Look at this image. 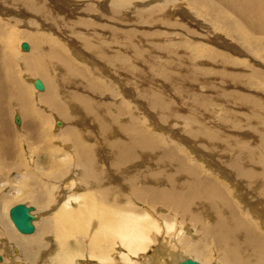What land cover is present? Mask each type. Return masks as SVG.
<instances>
[{"label":"bare ground","instance_id":"bare-ground-1","mask_svg":"<svg viewBox=\"0 0 264 264\" xmlns=\"http://www.w3.org/2000/svg\"><path fill=\"white\" fill-rule=\"evenodd\" d=\"M47 1L0 0L2 245L29 264H177L212 253L218 264H264V0H79L74 12L104 21H66L70 35L58 32L60 0ZM183 18L209 23L202 42L188 39L198 33ZM35 21L49 33L30 32ZM162 28L177 29L174 38L152 42ZM187 95L194 108L218 109L216 122L175 107ZM124 97H139L149 117ZM15 200L50 209L36 222L31 206L26 235L4 221ZM12 255L1 263L23 264Z\"/></svg>","mask_w":264,"mask_h":264},{"label":"rangeland","instance_id":"rangeland-1","mask_svg":"<svg viewBox=\"0 0 264 264\" xmlns=\"http://www.w3.org/2000/svg\"><path fill=\"white\" fill-rule=\"evenodd\" d=\"M47 1V0H46ZM49 1L50 0H48L47 2L49 3ZM101 1H106V0H100L99 2H101ZM59 2H60V5H59ZM59 2H57V9H58V7H60L61 8V10L60 9H58L57 10V12H58V14L60 15V17H61V22H59V25L61 26V28L63 29H61L60 31H59V29H58V32L59 33H62V32H65L67 35L69 34L70 35V33L68 32V30L70 29V28H67V27H62L63 25H65L66 24V21H67V23H74V22H76V21H78V22H81V20L80 19H82L83 17H86L87 18V20H89V22L91 21H97V19L98 20H100V21H104L103 19H104V17L102 18V16L100 15V13H99V11H94V12H87V11H85V12H83V13H81V14H79L78 12H74L73 11V6H72V4H79V0L78 1H76V2H73V1H71V2H69V1H67V0H64V1H62V0H60ZM90 2H92V0H89V1H87V2H83V3H85V4H87V3H90ZM137 3H139V2H137ZM69 4V5H68ZM84 4V5H85ZM96 5H97V3H95ZM59 5V6H58ZM96 5H94V8H96ZM64 6V7H63ZM83 5H81V7H82ZM98 6V5H97ZM68 7V8H67ZM59 10H60V13H59ZM63 10H65V12H63ZM62 12V13H61ZM64 13V14H63ZM70 16V17H69ZM63 17H64V19H63ZM67 17H68V19H67ZM33 18H35L34 16H29V19H33ZM176 19L177 20H180L181 19V16H179V15H177V17H176ZM189 18H183L182 20L184 21L183 23H186L187 21H189V22H187L186 24H188V26L190 27V28H192V29H194V31L196 32V33H198L197 35H194V37H190V35H189V37H188V39L190 38V39H192L193 40V38H194V40L195 41H197V42H202L203 41V37H201V36H199V35H201L202 33H207L208 31H207V28L206 27H204V25H206V24H208L209 25V23L208 22H205L206 20L204 19V18H199V19H197V20H201V22L202 23H198V24H196L195 23V21H193L192 19H190V20H188ZM70 21V22H69ZM35 23L37 24V27L36 28H31V27H29V31L31 32V31H39V32H41L42 30V32H47L46 30L44 31V29H43V26H41L42 24L41 23H39V22H36L35 21ZM112 23H115V22H112ZM39 25V26H38ZM198 25V26H197ZM41 26V27H40ZM115 26H118L119 27V29L120 30H129L131 27H134V25L132 26V25H130V23H127V24H117V23H115ZM193 26V27H192ZM124 29H123V28ZM161 27V26H160ZM160 27H159V29H160ZM195 27V28H194ZM197 27V28H196ZM201 27V28H200ZM203 27H204V29L205 30H203ZM40 28V29H39ZM80 28V27H79ZM79 28H76L77 30L79 29ZM147 28H149V27H147V26H144V25H141V26H137V29H138V33H137V36H138V34H139V36H140V34L142 35L144 32H146V29ZM37 29V30H36ZM66 29V30H65ZM83 29V28H82ZM153 29H156V28H153ZM198 29V30H197ZM174 30H177V29H174ZM174 30H165V29H163L162 28V30L161 31H164V32H166V33H168V34H160V37L159 36H154V37H152L151 38V41L152 42H158L157 40H161V41H163L164 43H168L169 42V40L170 39H173L174 38V35H173V33H174ZM218 30V28L216 27V28H214V30L213 31H217ZM200 31V32H199ZM181 32H183L184 33V31H181ZM47 33H49V32H47ZM50 33H52V31H50ZM87 33H90V31H88ZM214 33V32H213ZM185 34V33H184ZM184 36H186V34L184 35ZM201 37V38H200ZM167 41V42H166ZM19 40H16V42H15V48L17 49V50H19V51H21V48L19 47ZM160 43V42H159ZM210 43V42H209ZM206 43L207 45H209V46H212V47H214L213 46V44H214V42L213 43ZM17 44V45H16ZM188 44V43H187ZM212 44V45H211ZM17 46V47H16ZM22 51H24V50H22ZM70 55V54H69ZM71 56V55H70ZM183 56V55H182ZM81 58H83V56H80ZM242 58V57H241ZM72 59H74L75 60V62H77L78 63V61H81V59H76V58H72ZM186 59V61H188V62H191L193 65H194V63L196 64V63H201V62H203V60H200V61H198V62H196V61H194V59H192V61H191V58H185ZM240 59V58H239ZM250 59V57H243V60L244 61H247V62H249L251 65H254L255 63H254V61H252V60H249ZM253 63V64H252ZM81 64V63H80ZM204 65H206V64H204ZM256 65V64H255ZM263 65V64H262ZM86 66V65H85ZM264 66V65H263ZM139 68L141 67V68H143L144 66L143 65H141V66H138ZM214 67H216V66H211V68H214ZM256 68H259L258 66H255ZM54 71V70H53ZM117 77V75L115 76V78ZM35 78H39V77H35ZM31 79H34L33 77H31ZM40 79V78H39ZM102 78H100L99 80H100V82L101 83H103V84H105L104 82H106V80L104 79V81H102L101 80ZM200 86H201V84H199ZM200 86L199 87H197V89L200 91L201 89H200ZM253 86H255V84H253ZM201 92V91H200ZM246 92V91H245ZM247 93H250V94H254V93H251V92H247ZM260 93H261V90L259 89V90H257L256 91V95H260ZM109 94L108 93H106L105 94V96H106V99H107V96H108ZM123 95H126V94H124L123 93ZM163 95H165V94H163ZM119 96V95H118ZM117 96V97H118ZM122 94H120V96L117 98V97H115V100L117 99V101H115V102H122L123 104H124V102H125V99H121L122 97ZM188 96V95H187ZM102 97V96H101ZM100 97V98H101ZM176 97H178V95H176ZM120 98V99H119ZM124 98H126V97H124ZM102 99V98H101ZM127 100H128V102L130 103L129 105L130 106H132V107H134V108H137V109H140L139 107H137V106H139V104H140V98L138 97L137 98V100L136 101H130L129 99L130 98H126ZM185 100L184 101H180V103H178V104H174L175 105V107H179L180 106V108L182 107V109L184 108V110L183 111H186V110H188V115L189 114H191V113H194L196 116H197V118L199 119L200 117H201V115H202V111H203V114H205V113H208L209 114V112H211V115L209 116V118H207V119H205V121L207 122H209V121H211V122H216V120H217V118H216V115H217V113H218V109L216 110V109H214L213 107L212 108H206V107H204V109H202V108H200V107H198V106H195L196 108H194V106L191 104L192 103V99L188 96L187 98H184ZM190 99V100H189ZM184 102H185V104H184ZM189 102V103H188ZM132 103V104H131ZM136 105H135V104ZM189 104V105H188ZM169 105H171V103L169 104ZM182 105V106H181ZM188 108V109H187ZM182 109H180V110H182ZM190 109V110H189ZM140 110H142V109H140ZM180 110L178 111V112H180ZM207 110H209V111H207ZM241 110H242V112H244L243 110H245L244 108H241ZM143 111V112H142ZM142 111H140V113L142 112V114H140L142 117H144V118H147V117H149V115L147 116V114L148 113H144V110H142ZM191 111V112H190ZM194 111H196V112H194ZM182 112V111H181ZM197 112H199V113H197ZM49 115V114H48ZM145 115V116H144ZM194 116V115H193ZM195 116V117H196ZM51 117V119L52 120H50V124H53V127H54V125H56V124H54L55 122V120H54V117H52V115L50 116ZM11 119H12V117H11ZM120 119L122 120H124V119H126L125 118V116H123V117H120ZM12 121V120H11ZM52 121V122H51ZM173 122V121H172ZM176 122V121H175ZM173 122V128H175V129H177V127H178V130L176 131V133L178 134L176 137H180V135L182 134V132L179 130L180 128H181V125H178V123L176 122ZM16 123V122H15ZM175 124V125H174ZM180 126V127H179ZM183 126V125H182ZM53 129V133H56V131H55V129L54 128H52ZM150 130H154L153 128H150ZM149 130V131H150ZM160 131H161V129H159ZM158 130V131H159ZM228 130V129H227ZM159 131V132H160ZM179 132V133H178ZM90 134H94V132L93 133H90ZM235 136H238L237 134L235 135ZM188 152H189V155H190V157L193 159V158H195L196 156H199V154H196V150H197V148H195V151H193L192 149H186ZM217 157H215L218 161H217V164H218V166H220V163H218V162H220L221 161V157L219 156V155H217L216 153H218V149H215V151H212ZM192 159H189V161L192 163ZM93 162H99V165L98 164H96L95 163V165H97V167L100 169V168H104L105 167V164L103 163V162H101V160H94ZM204 163V162H203ZM210 168H212V165H208ZM128 167V166H127ZM131 168V167H130ZM126 169V166L125 167H123V170H125ZM67 173V174H66ZM66 173H65V175L62 177V178H64V179H68L69 177H71V175H72V172H70V171H68V169H67V171H66ZM221 177V176H220ZM222 178V177H221ZM237 193H240V192H243V191H241L240 189H234ZM3 191H5V189L3 190ZM10 191H12V190H10ZM74 191V189L72 188V190H71V192H73ZM52 194H55V189H53L52 190ZM17 195H20V193L19 194H17ZM63 200H64V198H62ZM239 201L241 202V200L239 199ZM17 203H23V204H25V205H27V206H32L33 208H34V215L36 216V214L37 215H39V216H36V222L38 221V220H43L44 218H46L47 217V215H48V211L50 210V209H48L49 208V206L48 207H46V208H40V207H38V206H36L35 204H33V203H31L30 201H27V200H25V201H23V200H15V201H10L9 203H8V205L4 208V214H5V219H4V221H5V223H6V225L7 226H9L10 228H11V230L16 234V235H20V236H22V235H24V234H22V233H20V232H18L17 230H16V228L13 226V224H12V222H10V219H9V216H8V210H9V208L12 206V205H14V204H17ZM53 204V203H52ZM36 207V208H35ZM40 208V209H39ZM46 212V213H45ZM46 216V217H45ZM42 218V219H41ZM35 222V223H36ZM34 225V224H33ZM32 234V233H31ZM26 235V234H25ZM2 236H4V234L2 235ZM5 237V236H4ZM50 239V238H49ZM3 241V237H0V256H3V254L4 253H9V255H12L11 257H13L14 256V259L16 258L17 260H15L14 262H18V263H22L23 262V264H29V263H26L24 260H22L21 261V259L19 260V258H18V256L20 255V253H19V251H18V248H16V250H17V252H15L14 251V249L12 248V247H10L7 243H4L3 245H2V242ZM47 242H49V241H47ZM8 245V246H7ZM10 248V249H8V248ZM12 250V251H11ZM5 251H7V252H5ZM152 250H150V252H148V254H152ZM115 253V252H114ZM2 254V255H1ZM213 254V255H212ZM211 254V259H209V261H198V262H201V263H203V264H218V262H217V258L215 257L216 255L214 254V253H212ZM15 255H16V257H15ZM213 256V257H212ZM113 259L116 261V264H120L119 262H118V260L113 256ZM91 260V259H90ZM9 261V262H8ZM97 260H95V259H93L91 262H96ZM25 262V263H24ZM161 262H163V261H161ZM0 264H2L1 263V260H0ZM3 264H10V260H7V261H5V263H3Z\"/></svg>","mask_w":264,"mask_h":264},{"label":"water","instance_id":"water-1","mask_svg":"<svg viewBox=\"0 0 264 264\" xmlns=\"http://www.w3.org/2000/svg\"><path fill=\"white\" fill-rule=\"evenodd\" d=\"M20 46L26 47L25 42H22ZM32 86L37 89H40L42 87L41 82L37 78L33 80ZM14 120L16 123H19V119L16 114L14 115ZM30 210H32L31 206H26L25 204L22 203L14 204L8 210V216L13 226L20 233L27 234L32 232L33 230V225L31 221L33 220L34 217L32 214H30ZM177 264H199V263L189 258H186L178 262Z\"/></svg>","mask_w":264,"mask_h":264}]
</instances>
